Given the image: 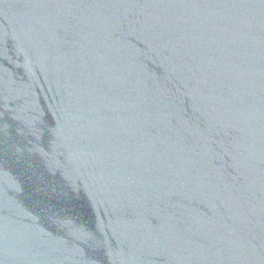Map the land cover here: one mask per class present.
I'll return each mask as SVG.
<instances>
[{
    "label": "water",
    "instance_id": "obj_1",
    "mask_svg": "<svg viewBox=\"0 0 264 264\" xmlns=\"http://www.w3.org/2000/svg\"><path fill=\"white\" fill-rule=\"evenodd\" d=\"M0 264H264V184L95 0H0Z\"/></svg>",
    "mask_w": 264,
    "mask_h": 264
}]
</instances>
